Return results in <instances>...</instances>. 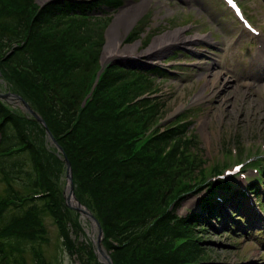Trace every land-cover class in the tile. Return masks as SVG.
<instances>
[{
    "label": "rangeland",
    "instance_id": "374dc122",
    "mask_svg": "<svg viewBox=\"0 0 264 264\" xmlns=\"http://www.w3.org/2000/svg\"><path fill=\"white\" fill-rule=\"evenodd\" d=\"M45 1L47 0H35V5L38 6ZM211 2L221 3L220 0H123L122 6L108 10L107 18L85 19L79 17L55 25L54 28L59 31L60 40L54 51L56 58L54 59L52 53L50 68L44 75H50L53 82H58L61 90L69 92L72 89L81 88L82 84H86L85 88L88 87L98 69L100 70L107 64L117 65L116 72L123 75L115 85L98 93L101 100L104 101V105L94 108L84 116L80 133H77L79 142L96 148L97 158L94 160V164L97 167H107V161L111 164L110 169L116 167V160L112 158L114 152L112 156L111 153L108 154L109 158L106 151L117 145L123 132L120 126L129 129L137 125L138 143H154L150 140L160 133V128L175 125L184 120H189L191 123L186 136L193 137V140L186 146L187 158L189 165L196 168L194 174L184 177V179H196L206 172L218 169L221 163H223L222 166L226 165L225 167L233 166V163H229L230 161L227 159L235 157V154L243 155V157L253 154L255 161L258 159L259 153H264V94L247 93L241 85L234 82L226 83V85L224 83L216 84L214 79L217 72L214 69L206 68V52L208 50L216 51L213 42H217L218 39L222 40L228 30V23L223 22L214 13ZM242 2L246 3L250 12L257 13L259 11L251 0H242ZM195 3L197 8H195ZM55 22L57 21L55 20ZM68 31L78 34L76 37L80 38L82 45V49H80L83 57L86 58L84 64L91 61L89 68L81 69L78 76H74L75 72L69 67L65 70L61 67L57 68L59 64L63 65L60 61L61 52L68 48H74L70 45L67 46L63 41V36ZM114 32L118 37L116 41L122 40L123 42L117 46L118 48H114L116 43H113V37L110 36ZM176 33H179L178 38L165 41L162 43L163 45L155 47L156 49L153 48L151 51L145 52L150 47L162 42L170 34ZM134 35L136 36L134 37ZM210 40L211 42L208 43ZM111 42L112 45H109ZM39 51L41 56L44 55L43 50ZM157 64L162 66L167 73L160 74L152 71L151 73L155 75V80H152L155 83L152 86L146 83V81H150L148 78L142 77L143 80H141L135 78L137 74L127 73L128 68L148 69ZM109 70L113 69L109 68ZM106 72L100 77L104 76ZM86 73L87 76L84 77ZM0 92L10 93L9 98L5 97L4 100L22 115L21 122L24 126L21 127V132L29 142V146L40 152L41 162H43L53 186L57 188L61 199L64 200V196L68 195L70 184L66 176V167L61 159L62 153L45 126L34 118V114L23 100L40 115L45 104L36 96L29 95L22 85L5 73L1 65ZM124 95H128L129 98H135L138 95H151L152 101H160L161 106L149 115L147 108L141 101H137L135 105L125 110L126 116L118 122L120 123L118 126L112 113L119 106L117 100ZM223 102H225L224 105ZM173 144L174 139L169 146ZM130 145L127 148L129 152L140 147L135 142ZM63 147L67 152L65 146ZM191 159L194 160L191 161ZM245 169L248 174L255 171V167L251 165ZM76 172L77 178L73 181L76 195L87 207L96 210L84 170L78 169ZM144 173L147 174V172ZM150 174L147 177H150ZM8 178L22 194H30L39 190V186L38 189L33 188L34 174L30 166L24 167L20 171H13ZM151 178L154 179L152 176ZM241 184L242 182L238 184V187ZM143 191L144 196L147 197L146 194L150 193L152 188ZM129 194L127 192L124 195L128 196ZM5 196H7L6 182L0 174V197ZM136 199H139V196ZM196 200L194 193L190 191L185 193L181 200H177L173 195L168 198L166 208H174L182 214L188 208H195L193 206L197 202ZM242 201H245V213L248 215L252 205L254 206L253 199L251 198L250 201L249 197H243ZM134 202L135 200L132 202L129 199L123 204H119L118 209L131 213ZM90 204L92 205L90 206ZM223 205L225 206V204ZM39 206L43 209L33 224H36L37 228H40V225L43 227L36 237L50 264H80L81 260L85 264H105L106 257H103L96 248L99 230L98 226H96L97 230L95 229L96 224L93 219L66 205L58 213L63 222L60 224L61 220H58L52 211L44 209L42 201H39ZM154 207L156 206L154 205ZM226 209L232 214L228 206ZM221 211L223 217L212 216L210 221H207L208 219L203 221L207 227L206 230L197 229L199 237H205L201 241V244L205 245L204 252L199 255V259L215 260L224 264H264L262 247L252 241L248 235L242 236L243 234L235 233L237 232L233 227L236 222L235 216L230 221L233 223L231 224V229L234 231L232 233L229 225H224L222 221V219L228 220L225 215L226 210L222 208ZM238 211L244 213L241 209ZM30 218L32 220L34 215ZM66 228L76 243L82 259H79L77 254L72 255L71 250L69 251L64 244L62 232ZM169 233L171 237L167 244L172 257L181 255L184 259L189 248L180 247V252L172 251H177V247L183 245L180 244L184 242L183 238L188 235L181 237L177 230H170ZM106 250L111 251L108 248ZM26 257L31 264L34 262L32 248L27 249ZM127 262L131 261L122 260L120 263ZM177 262L169 264L182 263V261Z\"/></svg>",
    "mask_w": 264,
    "mask_h": 264
},
{
    "label": "trees",
    "instance_id": "16d2710c",
    "mask_svg": "<svg viewBox=\"0 0 264 264\" xmlns=\"http://www.w3.org/2000/svg\"><path fill=\"white\" fill-rule=\"evenodd\" d=\"M101 1L108 8L118 7L123 3V0ZM90 7L91 5L70 0H56L40 8L35 5V0H0V65L6 74L25 88L29 95L36 96L45 104L41 113L58 141L67 150L73 164L74 180L77 178L76 171L84 170L96 210L90 208L99 218L101 217L105 230L104 241L111 250L115 263L122 264L120 263L122 260H130L131 262L125 264H169L194 260L204 250V246L198 242L180 245L177 251H172L180 252V247L189 248L184 259L181 255L172 257L167 244L171 237L170 230H177L173 222L179 220L177 217L174 219L173 208H166L168 198L181 193L187 181L184 177L194 174L195 171L188 170L185 150L187 139H182L189 129V124H184L183 128L176 130L170 128L161 132L150 140L154 143L146 142L141 147L135 148L138 150L135 154L137 156L124 159L128 153V145H123L124 138L138 133L137 125L127 129L118 123L126 116L125 110L135 105L130 102L132 98L124 95L117 100L119 106L112 113V117L123 132L117 145L106 151L109 158L108 154L111 153L112 156L114 152L112 158L116 160V167L110 169L109 161L107 167H97L94 164L97 158L96 148L79 142L77 133H80L84 116L94 108L104 105L98 93L121 80L123 75L116 72L118 66H111L113 70L107 69L86 105H83V101L91 91L93 78L88 87L85 88L86 84H82L81 88L68 92L61 90L60 84L53 82L50 75H44L50 68L52 53L54 59L56 58L54 51L60 40L59 31L54 28L60 22H55L56 18H64L75 8L86 10ZM76 36L78 34L70 31L63 36L67 46L79 49L63 50L60 57L63 65L57 66L64 70L69 67L75 72L74 76H78L81 69H87L91 65V61L84 64L85 59L79 56L80 53L83 56L82 45L80 38ZM40 49L44 51L42 56ZM155 70L164 72L160 68ZM135 72H138V77L148 75L151 78L147 73L149 70L127 69L129 74ZM150 78L148 79L152 80ZM146 83L149 86L154 84L153 81ZM123 103L130 106L122 108ZM141 103L147 106L149 115L161 106L160 101L152 103L145 99ZM21 119V114L0 99V174L7 183L8 196L0 199V264H31L26 257L28 248H32L34 254L32 264H49L36 237L43 227L40 225V228H37L36 224H33L43 209L40 208L39 201L43 202L44 209L49 208L48 210L55 214L65 208L66 203L61 199L57 188L53 186L39 157L40 152L29 146V142L21 132V127L24 126ZM173 139L174 144L169 146ZM149 159L151 161H148ZM28 166L32 168L34 174L33 188L38 189L39 185L43 191L49 189L50 193L28 198L12 184L8 176L13 171H20ZM149 173L154 179L151 176L147 177ZM143 177L145 178L140 180ZM150 188L152 191L145 197L143 190ZM127 192L130 194L125 196ZM138 196L139 199H136ZM129 199L132 202L135 200L133 211L126 213L125 210H119V204ZM33 215L34 218L30 220ZM201 218V215L195 214L192 218L181 219L185 223V231H194L196 226L192 223L201 221ZM65 235L67 240L63 242L71 247L68 233Z\"/></svg>",
    "mask_w": 264,
    "mask_h": 264
},
{
    "label": "water",
    "instance_id": "95a60500",
    "mask_svg": "<svg viewBox=\"0 0 264 264\" xmlns=\"http://www.w3.org/2000/svg\"><path fill=\"white\" fill-rule=\"evenodd\" d=\"M0 94L1 95H7L9 93H7V94L6 93H0ZM27 106L32 111V113L35 114V116L37 117V119H39L40 121H42L43 123H45V120L43 119V117H41L40 115H38L28 104H27ZM47 129L49 131V128L48 127H47ZM49 133L52 136L51 131H49ZM53 139H54V137H53ZM59 147L64 152L63 147H61V146H59ZM64 160L66 162V167H67V177H68L69 181L71 182V187H70L69 194L70 195H74V185H73V182H72V164H71L70 159L66 155V153H64ZM67 202H68L69 205H71V206L75 207L76 209L80 210L81 212L86 213L87 215H89L90 218L96 220V222L99 224V222H98L97 218L95 217V215L91 211H89L88 209H86L83 206H81V203L80 202H78L77 205L72 204L71 201H69V198H68ZM101 237H102V227H101V225H99V235H98V240H97V245H98L97 249H98V251H100L101 253H103L104 255H106V253L104 252L103 248L101 247ZM108 264H113V261H112V259L110 257H108Z\"/></svg>",
    "mask_w": 264,
    "mask_h": 264
},
{
    "label": "bare ground",
    "instance_id": "6f19581e",
    "mask_svg": "<svg viewBox=\"0 0 264 264\" xmlns=\"http://www.w3.org/2000/svg\"><path fill=\"white\" fill-rule=\"evenodd\" d=\"M180 31V30H179ZM110 36L111 37H113V43H116V45H115V47L114 48H118L117 46L118 45H120L121 44V42H122V40H118V41H116L117 40V33L116 32H114V33H112V34H110ZM178 36H179V33H176V34H170L169 36H167L166 38H164V40L162 41V42H160V43H158L157 45H154V46H152V47H150L147 51H145V52H149V51H151L153 48H155V47H157V46H159V45H161L162 43H165V41H169V40H171V39H176V38H178ZM111 37H110V39H111ZM120 37V36H119ZM122 38V37H121ZM124 39V38H123ZM189 39V38H188ZM186 40V39H185ZM123 43V42H122ZM109 45H112V42L109 44ZM163 45V44H162ZM190 46V45H189ZM113 48V49H114ZM120 48V47H119ZM156 49V48H155ZM107 52V51H106ZM110 52V51H109ZM129 52V51H128ZM107 54V53H106ZM105 54V55H106ZM104 55V56H105ZM107 55H109V54H107ZM214 82L217 84V83H223V81L221 80V77H220V75L218 74H216L215 75V79H214ZM11 99H14V98H11ZM225 104V102H223V105ZM69 194V193H68ZM70 200H71V202L73 203V204H77V202H76V199L73 197V196H71L70 197ZM96 224V223H95ZM97 225H95V229L97 230V227H96ZM104 250V249H103ZM106 252V251H105ZM103 255V254H102ZM103 257H104V255H103ZM105 259V258H104Z\"/></svg>",
    "mask_w": 264,
    "mask_h": 264
}]
</instances>
